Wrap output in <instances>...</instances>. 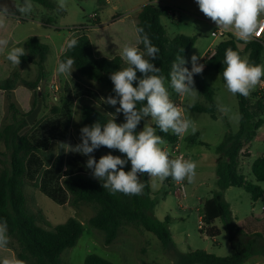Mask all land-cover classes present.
<instances>
[{
    "label": "trees",
    "instance_id": "1",
    "mask_svg": "<svg viewBox=\"0 0 264 264\" xmlns=\"http://www.w3.org/2000/svg\"><path fill=\"white\" fill-rule=\"evenodd\" d=\"M32 1L50 12H65V10H57L58 4L55 0ZM97 3L100 10H103L107 5V0H97ZM0 6H7L14 15L18 14L15 0H0ZM163 17H170L168 7L147 4L138 15L137 27H144L153 45L159 48L158 59L151 62L161 69L160 74L165 76L166 82L170 83L168 74L176 54L183 47L182 55L186 59L195 46L196 38L181 34L170 38L162 24ZM42 21L44 25L53 22L51 18H48L47 22ZM54 22L56 23V20ZM96 24L97 22L94 23ZM82 30L84 29L75 31ZM76 39L78 45L72 50H66L59 62L65 57L74 58L77 78L93 82L104 96L115 97L110 75L126 67L125 61L120 56L112 59L97 58L93 53L88 35L82 34ZM241 42L244 41L234 36L223 40L206 62L202 74L194 75L193 79L198 93L205 98L208 105L195 104L191 107L192 111L215 117L217 104L214 91L205 78L210 73L217 72L225 83L222 75L225 67L223 61L228 48L237 51L242 58L247 55L250 63L264 64V38L244 42L243 49L239 46ZM24 48L27 55L21 57L20 64H35L37 78L30 81L23 78L19 71H14L9 78L0 82V90L7 93L8 103V115L0 127V143L4 146V151H0V223L7 222L9 243L6 247L13 250L15 257L24 261V264H70L63 259V254L66 250L77 246L84 235L85 226L79 220L70 218L65 224L53 228L42 210L32 209L26 195L27 161L33 153L43 156L46 153L35 146L30 139L31 131L37 127L40 120L25 134L21 135V132L28 126L27 116L35 110L39 101L43 102V107L46 105L47 97L40 88L41 83L47 77L46 61L50 54V47L42 43L38 37L32 36L25 42ZM139 48L143 51L142 44H139ZM137 77L138 80L143 78L139 71H137ZM138 80L133 82L134 87L137 86ZM19 86H24L32 92V109L28 114L21 110L13 96L14 90ZM236 96L239 105L240 127L236 133L226 135L216 147L218 191L211 199L204 202L202 220L205 226L200 230L201 234L205 233L209 238H217L222 233V230L216 226V221L220 220L224 230L230 235L232 254L229 257H219L204 250H191L185 254L178 252L170 228V217L161 221L154 214L158 200L154 197L150 177L147 174L140 176L141 182L145 185L142 194L128 196L122 193L110 194L102 187L101 181L80 172L68 173L62 184L70 196L69 206L73 208L82 204L94 206L95 214L89 220V225L103 233L107 246L118 238L125 225H133L153 233L159 239L164 252L172 257L173 264H246L253 257H264V234L245 232L235 222L231 206L224 197L225 192L234 187L243 188L251 194L254 201L264 197L262 188L247 180L240 168L241 155L244 151L254 144L264 145V95L254 92L248 97L239 94ZM60 101L61 97L58 96V102ZM52 112L53 114L59 113L58 105L52 108ZM148 118L150 117L145 119ZM109 119L111 117L108 113L91 104H84L80 109V128L91 126L96 122L103 125ZM145 119L137 126V132L143 130ZM124 122V115L120 113L117 124ZM156 131L163 141L170 145L177 140V135L171 131L163 133L158 128ZM191 140L195 143L196 138H191ZM109 153L120 156L122 159L125 158L119 150L103 146L94 151L97 160ZM124 170H131L130 161ZM252 175L257 182H264V156L259 157L253 163ZM170 180H172L171 177L166 179V181ZM84 264L113 263L99 255L91 254L87 256Z\"/></svg>",
    "mask_w": 264,
    "mask_h": 264
},
{
    "label": "rangeland",
    "instance_id": "2",
    "mask_svg": "<svg viewBox=\"0 0 264 264\" xmlns=\"http://www.w3.org/2000/svg\"><path fill=\"white\" fill-rule=\"evenodd\" d=\"M15 1L19 5L23 4L20 0ZM55 1L58 4V0ZM30 2L34 4L31 0ZM172 3L169 8L176 10L178 15L176 17H163L162 22L166 28L167 35L170 38L180 34L195 37L196 43L185 59L188 61L185 67L191 69L192 55L200 57L199 63L206 65L205 55L215 50L224 40L212 36L218 26L200 11L196 0H173ZM66 4L65 12L60 13L50 12L41 5L35 4V9L37 10L34 9V13L40 22L42 20L47 22L48 18H51L53 22L56 20V23L59 24L62 32L66 35L72 30H81L87 26H94V23L97 22L96 14H100L102 20L108 18V13L106 12L108 8L100 10L97 0H66ZM35 27L34 33L37 35L35 37H38L42 43L49 45L52 49L47 62V84L50 85L58 67L56 50L52 47L51 40L47 38L49 27H38V25ZM239 46L240 49H243L245 43L241 42ZM243 58H247V55ZM74 79L77 84H83L93 89L99 95L97 96L98 99L91 101L87 98H81L78 101L75 120L69 130L72 135L48 133L51 140L47 141L46 155H34V158L41 157V160L47 166L48 174L44 176L45 169L39 170L38 168L32 175L30 174L27 177L26 195L30 206L34 211L42 210L53 228L65 224L70 218L79 220L85 226L84 235L77 246L66 250L63 254V259L70 264H84L87 256L91 254L99 255L113 264H173L172 257L164 252L159 239L153 233L133 225H125L121 229L118 238L107 246L104 242L103 233L89 225V220L95 214L94 206L90 204H82L77 208L69 206L70 196L62 184L63 174H58L59 171H57L59 169L57 166H59L60 162H65L68 168H71L70 166L76 168V170H71L72 173L80 172L95 179L92 171L86 167L88 157L71 151L72 149L69 147L81 142V107L84 104H91L97 109L108 113L110 117L112 114L116 123H118L120 117V113H116V108L119 107V104L113 107L105 103L107 97L100 93L96 84L90 85L84 80L77 78L76 75ZM205 80L214 91V99L217 104L216 118L210 114L191 110V107L195 104L208 105L205 98L199 93L195 100L184 96L183 102V108L186 109L185 115L192 120L195 127V132L189 129L186 133L183 144L184 152L197 165L195 180L193 183L185 181L188 196L182 199L175 191V182L170 180L166 183L164 180L161 181L158 178H154L152 180V189L154 197L158 200L154 214L161 221H165L166 217H170V228L179 253L185 254L191 250H204L219 257H229L232 254L230 235L226 233L220 220L216 221V226L222 230V233L217 238H209L205 233L201 234L200 230L202 229L201 218L204 202L210 199L212 194L218 190L215 163V158L217 157L216 147L224 140L226 135L234 134L239 130V105L237 96L227 91L219 73L212 72ZM165 85L169 89L170 99L175 103L180 98L179 94L171 89L169 82L165 81ZM262 86H264V78L256 86L255 92H260L261 95H264V87L262 89ZM195 89L198 92L196 85ZM59 103L47 104V117L55 115L52 112V108ZM219 105L228 107L230 111L227 113L221 112L218 108ZM39 116L36 122L39 120ZM146 123L154 127L155 122L148 118L144 120V126ZM196 133H198L199 137L188 136V134ZM191 138H196L195 143L192 142ZM161 147L170 153V144L164 142ZM249 150L252 151L248 153V156L244 152L242 153L241 172L246 175L247 180L257 184L264 191V182H257L252 175L253 163L259 157L264 156V145L254 144ZM0 151H4L2 143H0ZM56 153H60L58 165L54 169H48ZM92 155L96 159L95 154L93 153ZM50 156L51 158H49ZM225 198L238 217L237 224L244 231L249 234H264V197L254 201L251 194L247 193L243 188L234 187L227 191ZM260 262L264 264V257H253L246 264H259Z\"/></svg>",
    "mask_w": 264,
    "mask_h": 264
},
{
    "label": "clouds",
    "instance_id": "3",
    "mask_svg": "<svg viewBox=\"0 0 264 264\" xmlns=\"http://www.w3.org/2000/svg\"><path fill=\"white\" fill-rule=\"evenodd\" d=\"M200 11L218 26L219 30L232 32L241 41L249 42L253 37L264 33V0H196ZM67 8L66 0H58V11ZM33 5L30 0H23L17 6V11L24 16L32 13ZM14 15L7 6H0V28L6 26L7 19ZM137 40L143 45V51L134 45H125L120 52L126 67L113 72L110 79L114 85L115 97L109 96L105 103L115 107L116 113H123L125 122L117 124L111 114L103 125L96 122L91 126L80 129L81 142L69 146L74 152L88 157L86 167L92 171L95 179L102 182V187L110 194L122 193L128 196L140 195L145 187L140 176L147 174L149 177L163 181L171 177L176 182L193 183L196 177V163L182 156L171 158L170 153L162 149V137L157 134V128L163 132L171 131L177 136L186 134L189 129L195 132V127L190 118L185 115L186 109L176 105L170 99L168 87L165 85V76L161 69L151 61L158 59L159 48L154 46L144 27H137ZM10 41L0 39V50L8 48ZM78 45V40L73 38L67 41V50H72ZM179 49L171 64L170 77L171 89L183 96L197 97L194 75L202 74L204 65L199 63L200 57L192 55L191 70L185 67L188 61ZM24 47H11L6 59L13 65L19 66L21 57L26 56ZM223 79L225 87L232 95L239 94L248 97L264 78V65L250 63L247 58L228 48L225 52ZM75 60L65 57L58 63L57 72L71 76L74 71ZM137 71L143 78L138 80ZM138 80L137 86L133 82ZM221 112L227 113L230 109L219 105ZM150 117L155 122V127L145 124L143 130L137 132L141 121ZM101 146L108 149L119 150L125 158L114 156L111 153L103 155L97 161L92 155ZM130 161L131 170L125 171L124 167ZM9 243L7 222L0 223V248ZM0 264H24V261L15 257H5Z\"/></svg>",
    "mask_w": 264,
    "mask_h": 264
},
{
    "label": "crops",
    "instance_id": "4",
    "mask_svg": "<svg viewBox=\"0 0 264 264\" xmlns=\"http://www.w3.org/2000/svg\"><path fill=\"white\" fill-rule=\"evenodd\" d=\"M20 1L23 2V0ZM172 1L173 0H107V5L105 8H108L106 10V12L108 13V18L102 20V16L100 14H96V25L82 28L84 30L79 32L72 30L68 35L62 32L58 23L52 22L51 24L44 25L43 21H38L37 15L34 13L36 3L32 1L34 4H32L33 10L30 15L24 16L18 11L17 15H12L7 19L5 27L0 28V39H8L10 41L8 48L0 50V82L9 78L14 71H19L22 74L23 78L30 81L37 78V66L35 64L27 63L15 66L6 59L7 52L11 47H24L25 42L30 37L37 36L34 33V31L36 30L35 26L37 25L38 27H49V35H47V38L51 40L52 47L56 50L57 64L59 63L60 57L67 50V41L73 38L76 39L82 34H86L89 36L95 57L112 59L117 56L121 57L120 52L125 45H134L139 47L140 43L137 40V33L135 29L137 28L138 15L145 5L152 3L158 7H169L170 4H173ZM16 5L19 6L17 2ZM51 51L52 49L50 47V54ZM48 59L46 61V71ZM205 67L206 65H204V68ZM75 75V69L71 73V76L55 72L52 77L53 82L50 85L47 84V77L41 83L40 89L47 97L46 105L45 107H43L40 113V123L36 128L33 129V132L30 135V139L35 146H37L41 151L45 153L47 152V141L51 140L49 139L48 133L72 135L69 130L72 127V122L75 120V112L78 107V101L81 98H87L91 101L98 99L97 96L99 95L93 89L86 87L83 84L76 83V80L74 79ZM84 82L89 83L90 85L94 84L93 82L85 80ZM53 85H56V87L59 88V91L57 93L51 90V86ZM255 90L256 88L251 93H254ZM13 96L15 101L19 104L21 110L24 113L28 114L32 109V92L24 86H19L14 90ZM55 96L61 97V103L58 104L59 113L47 117V104H53L55 101L52 99V97L54 98ZM7 115V93L0 90V127ZM189 135L199 137L198 133L188 134V136ZM251 151L252 150L248 149L244 151V153L246 154V156H248V153H251ZM37 154L38 153H33L27 161V177L30 176V174L32 175L38 168L39 170L42 168L45 169L43 173L44 176H47L48 174L47 166L41 160V157L34 158V155ZM59 158L60 153H56L55 158L48 169H54V167L58 165L57 162H59ZM217 158L218 157L215 158V163ZM57 167H59V169H57V171H59L58 174H63V180L68 173H72L71 170H76V168H72V166H70L71 168H68L67 164L62 161ZM153 179L154 177H150L151 188ZM164 181L167 183L166 179ZM227 191L225 192V194L227 193ZM231 210L233 213V217L235 218V222L237 223L238 217L235 215L232 208ZM5 257H15V253L10 248L2 247L0 248V261H2ZM261 263L262 262H260L259 264Z\"/></svg>",
    "mask_w": 264,
    "mask_h": 264
},
{
    "label": "built area",
    "instance_id": "5",
    "mask_svg": "<svg viewBox=\"0 0 264 264\" xmlns=\"http://www.w3.org/2000/svg\"><path fill=\"white\" fill-rule=\"evenodd\" d=\"M168 14L170 15V16H172V17H176L177 16V12H176V10H174V9H170L169 7H168ZM212 36L214 37V38H222V39H228L229 37H231V36H234V34L232 33V32H227V31H222V30H219V29H217L216 31H214L213 33H212ZM235 37V36H234ZM264 38V33H262L259 37H253L250 41H256V40H261V39H263ZM249 41V42H250ZM210 53V54H209ZM209 53H207L206 55H205V59L208 61L211 57H212V55L215 53V50H213V51H211V52H209ZM263 87L264 86H262V89H263ZM51 90L53 91V92H58L59 91V88L58 87H56V85H53V86H51ZM179 99L175 102V104L176 105H178V106H180V107H182L183 108V102H184V96L183 95H179ZM53 100L55 101V102H57L58 101V97L57 96H55L54 98H53ZM185 135L186 134H184V135H181V136H177V140L173 143V144H171V148H170V156L172 157V158H177V157H183L184 159H190V157H189V155L188 154H186L185 152H184V150H183V144H184V140H185ZM172 182H175V184H176V193L182 198V199H184V198H186L187 196H188V194H187V187H186V183H185V181L184 182H176V181H174L173 179H172ZM202 219V218H201ZM203 226H205V224H204V222H203V220H202V222H201V227L203 228Z\"/></svg>",
    "mask_w": 264,
    "mask_h": 264
},
{
    "label": "water",
    "instance_id": "6",
    "mask_svg": "<svg viewBox=\"0 0 264 264\" xmlns=\"http://www.w3.org/2000/svg\"><path fill=\"white\" fill-rule=\"evenodd\" d=\"M41 95V94H40ZM43 107V102L39 101L37 107L35 108V110H33L28 116H27V122H28V126L22 130L21 135L25 134L26 132L29 131V129L34 126L41 110Z\"/></svg>",
    "mask_w": 264,
    "mask_h": 264
}]
</instances>
